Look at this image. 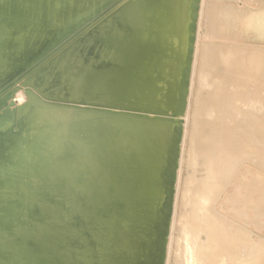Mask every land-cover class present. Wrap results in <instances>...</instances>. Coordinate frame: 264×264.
Instances as JSON below:
<instances>
[{
    "label": "rangeland",
    "instance_id": "374dc122",
    "mask_svg": "<svg viewBox=\"0 0 264 264\" xmlns=\"http://www.w3.org/2000/svg\"><path fill=\"white\" fill-rule=\"evenodd\" d=\"M3 2L7 4L8 0ZM24 2L18 9H15L17 4L14 2L15 8L8 6L5 13L10 9L19 13V18L24 17V5H27L25 11L29 12L32 4L31 0ZM87 2L43 0L40 7L27 13L30 19L25 30L22 28V32L12 33V40L8 39L12 28H6L0 34V41L7 39V45L3 44L2 47L8 46L5 54L1 55L0 88L9 82L0 91V151H5L9 159L14 157L12 159L16 160L19 155L12 145L16 139L33 136L42 128L49 135L52 127L53 136L48 142L57 153L53 152L54 159L48 158V165L71 162L63 176L57 174L49 179L48 186L34 175L24 177V185L29 193L35 192L37 197L40 195L38 199L35 198L38 210L31 214L30 219L28 216L23 220L22 209L21 213H17L20 218L13 221L12 225L21 227L19 234L22 238L18 237V242L28 239L29 245L33 244L31 237L36 238V231L46 226H52V231L60 232L54 234V243L57 244V237L63 234V230V238H71L72 242L67 247L60 244L47 249L41 244L42 247L37 251L45 248L47 255L36 257L38 260H31L30 254H18V257L21 264H36V261L37 264H100L97 250L104 249L105 229L112 227L115 219L124 214L123 208L127 205L130 208L140 207L142 196L136 195L133 185L124 183L123 178L117 179L120 187L118 192L115 188L118 185L113 190L105 184L106 174L100 172L101 162L95 160L99 149L95 143L90 144L85 135H94L98 130L107 131L108 128L122 125L129 136L139 134L143 139L139 132L142 126L149 129L161 125L176 132L174 144L172 140L159 142L163 147V155L171 151L173 146L175 149L172 155L174 166L170 172L172 184L168 188L162 184L157 188L156 185L150 190L157 192L159 199L165 196L168 205L162 208L159 202L155 210L140 211L136 221L142 228L140 233L145 241L139 246H131L134 251L127 264H138L136 262L142 259L153 264L154 256L159 257V264H168L178 180L184 175L181 155L190 132L187 107L196 47L204 38L203 26L200 24L203 0H196L195 5L193 0H131L129 5H123L124 9L120 13L110 17H106L107 10L115 6L116 0ZM262 3L264 0L220 2L222 7L235 6L242 15H247L248 11L252 14L258 12L259 4ZM44 6L48 10V18L42 14ZM69 7L70 16L59 18ZM0 21L5 19L1 18ZM233 28L237 30L238 25L234 24ZM246 33L243 43L264 45L252 27ZM26 39V50H29L23 54ZM11 42L14 43L11 45ZM34 42L36 44L30 46ZM9 50L12 53L7 57ZM182 70L187 72L186 84L183 86L185 95L180 103V107H183L172 111L168 108V96L173 95L172 85ZM170 86L171 93L168 91ZM20 117L24 121L22 127L17 124ZM167 136H164V141L168 140ZM143 137L144 144L159 139V136L153 135ZM2 160L0 163L4 162ZM14 160L13 168L16 169ZM149 165L152 170L158 166L157 161ZM47 166L36 165L35 168L40 173ZM129 166L128 172L136 174L137 167ZM239 169L237 175L245 172L248 178L254 167L242 164ZM154 176L158 181V172ZM229 188L232 185L227 184L226 189ZM14 191L15 194L21 192L16 184L0 185V212L3 211V205L8 207L14 201ZM20 205H24L20 209L25 206L29 208L26 203ZM70 218L73 220L69 221ZM83 219L84 225L80 222ZM240 223L255 231L253 225L242 220ZM157 237L162 240L160 249L156 247ZM100 255L102 260L107 259L106 253Z\"/></svg>",
    "mask_w": 264,
    "mask_h": 264
},
{
    "label": "bare ground",
    "instance_id": "6f19581e",
    "mask_svg": "<svg viewBox=\"0 0 264 264\" xmlns=\"http://www.w3.org/2000/svg\"><path fill=\"white\" fill-rule=\"evenodd\" d=\"M129 1L131 0H116L115 6L109 8L105 16L120 13L123 5H129ZM220 2L222 0H203L200 13L204 38L196 47V61L187 107L190 132L181 155L184 175L178 180L168 264H264V173L260 172H264V45L242 41L250 27L258 34V38L264 41V3L259 4L261 6L258 12L252 14L248 11L247 15H242L235 6L222 7ZM23 3L25 2L15 0L9 6L18 9ZM195 3L196 0H193L194 5ZM234 24L238 25L237 30H234ZM7 47L3 46L1 53L3 50L5 53ZM11 53L9 50L7 57ZM0 63L2 64L1 56ZM181 72L172 85L173 95L168 96V108L172 111L180 107L185 95L183 86L186 84L187 72ZM8 84L9 82L2 86L0 91ZM172 86L168 89L170 93ZM17 124L19 127L24 126L23 117L17 120ZM158 126L160 129L154 125L149 129L142 126L143 129L139 130L143 139L144 135L159 136V139L145 144L139 134L129 136L122 125H117L118 128H108L107 131L98 130L94 135H85L90 144L95 143L99 149L100 153L95 160L101 162L100 172L106 174L105 184L113 190L114 186L118 185L115 187L118 192L120 187L117 179L123 178L124 183L133 185L132 189H135L136 195L142 196L140 207L133 205L135 207L130 208L127 205L123 208L124 214L115 219L112 227L105 229L104 249L97 250L100 264L130 263V255L134 251L131 246H139L145 241L140 233L142 228L136 221L140 211L155 210L159 202L162 208H167L168 199L165 196L159 199V194L150 189L156 185L157 188L162 185L168 188L172 184L170 172L174 166L172 155L175 149L173 146L171 151L163 155V147L159 142L172 140L174 144L176 132ZM166 134L168 140L165 138L164 141ZM47 136V130L42 128L33 136L16 139L12 145L15 147L22 140L34 138H39L42 142L43 137L46 140ZM22 149L18 155L25 152L24 147ZM33 152L35 154L30 150L26 153L35 155L33 159L27 158L26 163L41 166H47L48 158L54 157L53 152L57 153L49 142L37 145ZM0 160L4 161L0 164L9 161L5 151H0ZM153 161H157L158 166L152 170L149 164ZM70 163H52L53 165H48L40 174L35 173L32 176L40 178L48 186L49 179L57 174L63 176ZM34 164L32 165L35 166ZM242 164L254 167L248 178L245 172L237 175ZM129 165L136 166L139 173L128 172ZM18 166L19 164L16 169H19ZM157 172L158 181L154 176ZM12 173L13 166L0 172V179L6 180L2 184H16L21 192L15 194L14 191V201L8 207L3 205L0 220L12 208L15 209L12 211V220H15L19 216L17 213L23 209L19 206H24L20 204L26 203L29 208L25 207L30 209L37 197L35 192L34 195L29 193V189L24 185V177L12 178ZM227 184L232 185V188L226 189ZM225 192L227 195H224ZM119 196L121 197V193ZM25 199L26 202L23 201ZM84 219L80 221L83 225ZM240 220L253 225L255 231L241 225ZM11 226L8 229H0V247L7 245V249L12 252L22 247L26 254L30 252V255H38L39 247L30 248L29 243L14 242L19 239L21 227L12 224ZM44 229H48L47 226ZM64 239L63 246L68 244ZM155 242L156 247L160 249L161 238L157 237ZM100 253H106L107 259L102 260ZM0 255L2 256L1 253ZM154 257L153 264H159V257ZM18 258L20 260V257ZM12 261V257L5 254L0 259V264H13ZM136 263L148 264L144 259Z\"/></svg>",
    "mask_w": 264,
    "mask_h": 264
},
{
    "label": "water",
    "instance_id": "95a60500",
    "mask_svg": "<svg viewBox=\"0 0 264 264\" xmlns=\"http://www.w3.org/2000/svg\"><path fill=\"white\" fill-rule=\"evenodd\" d=\"M13 1H15V0H8V3L7 4H5V2H3L2 3V0H0V19L1 18H4L5 19V21H0V22H4V23H0V34H2V32L3 31H5V29L6 28H12L11 29V32L8 34V39H10V40H12L11 38H12V33H14V32H16V34H17V32L19 33V31L23 28L24 30L26 29V25L29 23V19L30 18H28V16L27 15H29V14H27V13H29V12H31V11H33V9L35 8V7H40V3H42L43 2V0H31V2H32V4L30 5V10H29V12H27V10L25 11V9H26V7H27V5H24V7H23V13H25L26 15H24V17H22V18H19V17H16L17 16V14H19V13H15V11H13V10H8V12L7 13H5V7H7V6H9V4L12 2L13 3ZM18 1H20V0H18ZM21 1H24V0H21ZM90 0H88V2H89ZM87 2V3H88ZM49 3V2H48ZM6 5V6H5ZM45 5H47V4H45ZM10 8V7H9ZM74 11V10H73ZM69 13H71V8L69 7V8H67V9H65V11H63V13H62V16L60 17L59 16V18H63V17H69L70 15H69ZM42 14H43V16L46 14V16H47V18H48V10L46 9V6H44L43 7V9H42ZM69 15V16H68ZM54 18V17H53ZM19 20H21V22H18ZM54 22H55V20L54 19H52ZM9 21V22H8ZM34 39H39V38H34ZM27 40L28 39H26L25 40V42H24V44H25V46L23 45V54H26L27 52H28V50L29 49H27L26 50V44H27ZM34 41V40H33ZM14 42H11L10 44L12 45ZM3 44H6L7 45V39H5V40H3V41H0V56L2 55V54H5L4 53V50H3V53H1V49H2V45ZM34 44H36L35 42L34 43H32L30 46H33ZM15 45V44H14ZM19 50V49H18ZM17 53V52H16ZM51 132H49V135L47 136V139L46 140H44V137H43V140H42V142H41V140L39 139V138H34V139H29V140H26V141H24V140H22L18 145H16L15 146V150L17 151V152H19V150H22L23 151V147H24V149H25V152L24 153H20L19 154V156L16 158V160H14V159H12V158H14V157H11V159H9V161L8 162H6V163H2V164H0V172L2 171V170H4V169H8L10 166H13V160H14V163H17V164H19V166H18V168L19 169H14L13 168V173H12V178H19V177H27V176H30V175H32V174H35V173H38V171H37V168H35L36 167V165L34 164V163H26V161H27V158H29V157H32V159L34 158V156H31V154L29 153L28 155H26V153L30 150V152L31 153H35V152H33L34 151V148L37 146V145H40V144H43V143H45V144H47V142L51 139V137L53 136V130H52V127H51ZM46 141V142H45ZM21 151V152H22ZM31 159V158H30ZM50 159V158H49ZM49 159L47 160V164H49ZM32 164H34L35 166H33ZM41 166V165H40ZM41 167H45L44 165L43 166H41ZM24 170V171H23ZM38 174H40V173H38ZM9 179H11V178H9ZM12 180H14V179H12ZM4 181H6V180H2V179H0V185H2V182H4ZM38 197H40V195L38 196ZM38 197L36 198V199H38ZM36 199H35V203H36ZM35 203H33L32 204V206L30 207V209H28L27 207H23V210H24V219H23V217H22V219L23 220H25V218H27L28 216H30L29 217V219L31 218V214L32 213H34L35 211H37L38 210V208H36V205L37 204H35ZM19 208H20V206H19ZM18 207H17V209L16 210H18L19 209ZM14 210V208H12V209H10L8 212H6V215H5V217L3 218V219H1L0 220V229L2 228V229H8V228H11L12 226H11V224H12V222L13 221H16V219H19L20 218V215L18 216V217H16L15 218V220H12V215H14L13 214V211ZM21 211V210H20ZM19 211V212H20ZM72 216H74V215H72ZM69 217H71V216H69ZM71 219V218H70ZM73 220V218L71 219V220H69V221H72ZM89 221V220H88ZM47 224H45V226H46ZM48 227V229H38L36 232V238H31L30 239V241H32L33 242V244H31V245H29L28 244V247H35V248H38V247H40L41 246V244H42V246H44L46 249L47 248H50V247H54V246H56V245H60V244H62V239H63V237H65V230H63L64 232H63V234L62 235H59V237H57V240L56 241H58L57 242V244L56 243H54V241H53V236H54V234H56V233H60V232H58V230H53V231H51V227L52 226H47ZM42 233H45V235H43ZM39 236L41 237V238H39ZM2 237V236H1ZM19 237L20 238H22V235H19ZM65 239H67V237L65 238ZM71 238H68L67 239V241H68V244L69 243H71L72 242V240H70ZM28 241L29 240H25L24 239V241H21V242H25V244H27L28 243ZM15 243L16 242H18L17 241V239H15V241H14ZM19 243V242H18ZM40 243V244H39ZM67 244V245H68ZM67 245H66V247H67ZM26 246V245H25ZM41 246V247H42ZM6 249V251H3V249ZM8 247H7V245L6 246H1L0 247V253L2 254V256H5V254H7V255H9V257L11 256L12 257V259H13V261H12V263L13 264H21V260H19V258H18V254H26V252L25 251H23V249H22V247H18V250H13V252L11 251V250H8L7 249ZM27 248V247H26ZM45 248H43V249H40L41 251H39V253H38V255H34L33 253H32V256L30 255V257H31V260H34V259H37V258H40V257H43V256H46L47 255V253H46V251H45ZM29 254H31L30 252H29ZM1 256V255H0ZM2 256L0 257V259L2 258ZM37 257V258H36ZM30 260V263H32L33 261H31Z\"/></svg>",
    "mask_w": 264,
    "mask_h": 264
}]
</instances>
